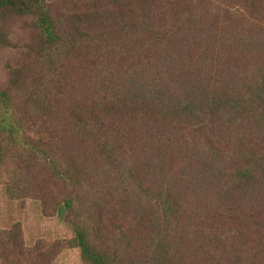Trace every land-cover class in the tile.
Segmentation results:
<instances>
[{
    "label": "trees",
    "instance_id": "trees-1",
    "mask_svg": "<svg viewBox=\"0 0 264 264\" xmlns=\"http://www.w3.org/2000/svg\"><path fill=\"white\" fill-rule=\"evenodd\" d=\"M16 17L0 174L73 237L0 264H264V0H0L3 47Z\"/></svg>",
    "mask_w": 264,
    "mask_h": 264
},
{
    "label": "rangeland",
    "instance_id": "rangeland-1",
    "mask_svg": "<svg viewBox=\"0 0 264 264\" xmlns=\"http://www.w3.org/2000/svg\"><path fill=\"white\" fill-rule=\"evenodd\" d=\"M68 7L67 3L59 2L57 8L61 11ZM9 25L3 30L9 45L0 44V86L10 88V66L25 64L30 55L26 45L31 44L33 27L31 19L16 17L7 20ZM19 97L21 92L12 90ZM5 174H0V232L19 224L26 246L35 245L44 248L54 247L57 242L69 240L73 237L71 226L60 216H44L39 203L26 200L24 202L10 201L5 192ZM52 264H81L79 251L68 249L61 251Z\"/></svg>",
    "mask_w": 264,
    "mask_h": 264
}]
</instances>
